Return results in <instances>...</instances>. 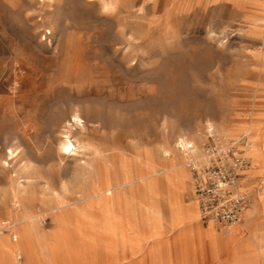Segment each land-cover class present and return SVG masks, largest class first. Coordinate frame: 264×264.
<instances>
[{
	"label": "rangeland",
	"instance_id": "1",
	"mask_svg": "<svg viewBox=\"0 0 264 264\" xmlns=\"http://www.w3.org/2000/svg\"><path fill=\"white\" fill-rule=\"evenodd\" d=\"M259 1L0 0V264H264V20L246 11ZM68 122L80 153L61 157ZM244 134L249 209L231 225L241 234L215 243L205 263L186 253L203 237L171 223L172 171L113 187L160 154L204 156L213 139ZM180 136L202 147L179 152ZM143 213L149 235L163 230L159 242L143 240ZM212 224L230 227L202 222Z\"/></svg>",
	"mask_w": 264,
	"mask_h": 264
},
{
	"label": "bare ground",
	"instance_id": "2",
	"mask_svg": "<svg viewBox=\"0 0 264 264\" xmlns=\"http://www.w3.org/2000/svg\"><path fill=\"white\" fill-rule=\"evenodd\" d=\"M92 1V0H90ZM119 0H103V5L106 9H113L115 8L116 4ZM254 10L260 12L261 19L264 20V0H260L258 5H252L250 9L246 10L249 16H255ZM258 12V17L259 16ZM257 15V14H256ZM60 119H57L53 125L57 124V122ZM72 120L82 122V118L79 117V115L75 114L72 116ZM69 125L70 122L66 123L62 126V129L60 131V142L57 145V151L59 156L66 157L68 155H75L80 153V146H76L69 135ZM255 126L259 127L257 124ZM249 135V134H248ZM255 139L251 142V150L254 149L255 145ZM177 148L179 152L185 153V152H194L196 150H200V147L198 144V139L196 138H188L184 136H180L177 139L176 142ZM166 154H169L168 150H165ZM250 153V146L248 148V154ZM9 158H13L14 156V149L9 148L8 149ZM149 154V153H148ZM189 156V158H193L195 160H201V162L204 160V156L202 155H195L186 153L182 161L176 160L174 157L169 158V161H166L165 158L160 156L159 160H155L154 162L147 163L145 162L144 166L142 168L140 166L135 167L134 171L131 172L129 175L122 176L121 178L117 179L113 183L114 189H121L125 188L126 186L133 184L138 187H144L147 185L153 178H156L162 174H166L170 171L173 172L175 177V197L168 203V208L171 212V223L175 226H181L182 224H185V227H189L188 236L191 238L192 236H198L203 237L205 241L199 243L197 241L193 242L190 241L189 245V252L186 253H192L197 259H200L202 262H207L210 255L212 254V249L217 243L221 246H223L225 241H228L231 237L241 234L242 229L238 226H230L229 230L225 234H220L215 229V225L212 224L210 228L205 230L202 226V222L200 223V216H199V206L198 201L196 199L187 202L183 200V193L185 190V184L187 181V173L181 168V164L184 162H187L186 157ZM263 160H264V154H262ZM167 160V159H166ZM4 164L7 166L8 163L4 161ZM10 172V171H9ZM8 172V173H9ZM8 179V178H7ZM10 180V179H9ZM17 180V179H16ZM96 186V185H95ZM11 197L14 202H17L18 204L21 203L22 200L25 198V189L22 188L20 185H17V187H13L11 189ZM118 197V196H117ZM119 200V198H118ZM119 202V201H118ZM118 210V209H117ZM142 218V238L146 241L151 242H159L163 239L164 234L163 230L159 233L149 235L146 232V227L144 224V213L141 214ZM160 218H163V215H160ZM150 224V223H149ZM183 226V225H182ZM184 227V226H183ZM151 232V231H150ZM8 245L5 241L0 240V252L1 255L4 257H8ZM223 250V249H222ZM219 260V259H218Z\"/></svg>",
	"mask_w": 264,
	"mask_h": 264
},
{
	"label": "built area",
	"instance_id": "3",
	"mask_svg": "<svg viewBox=\"0 0 264 264\" xmlns=\"http://www.w3.org/2000/svg\"><path fill=\"white\" fill-rule=\"evenodd\" d=\"M249 140L248 134L213 139L203 147L202 162L193 158L189 162L202 221H214L223 227L244 221L251 201L244 187L250 175L248 170L252 168L245 153Z\"/></svg>",
	"mask_w": 264,
	"mask_h": 264
},
{
	"label": "crops",
	"instance_id": "4",
	"mask_svg": "<svg viewBox=\"0 0 264 264\" xmlns=\"http://www.w3.org/2000/svg\"><path fill=\"white\" fill-rule=\"evenodd\" d=\"M197 200V199H196ZM198 206H199V204H198ZM199 216H200V210H199ZM201 220V219H200ZM202 221V220H201ZM202 222H204V221H202Z\"/></svg>",
	"mask_w": 264,
	"mask_h": 264
}]
</instances>
